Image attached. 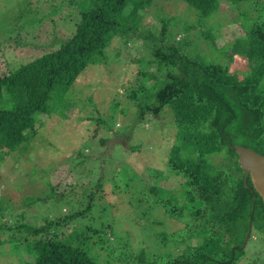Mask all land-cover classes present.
I'll return each instance as SVG.
<instances>
[{
  "label": "rangeland",
  "instance_id": "rangeland-1",
  "mask_svg": "<svg viewBox=\"0 0 264 264\" xmlns=\"http://www.w3.org/2000/svg\"><path fill=\"white\" fill-rule=\"evenodd\" d=\"M217 1V12L198 20L182 1L151 0L139 11L141 26L157 34L160 19L170 20L169 40H183L187 53L198 51L243 77L249 68L244 57L232 53L233 40L243 37L249 24L264 22V0L256 6ZM80 2L0 0V76L67 41L79 21ZM207 32L214 39L205 38ZM157 69L148 45L124 34L114 38L102 61L54 94L48 118L35 116L34 136L14 151H0V264L29 263L30 242L40 237L25 233V227L51 222L67 239L86 232L84 246L98 264H124L121 248L128 239L131 252L144 251L149 258L184 248L166 241L183 225L153 205L179 197L180 180L166 167L175 141L173 113L166 107L157 118L141 117L127 98L131 89L142 94L149 76L162 73ZM209 160L225 170L233 163L225 152ZM256 233L240 264H264V238Z\"/></svg>",
  "mask_w": 264,
  "mask_h": 264
},
{
  "label": "trees",
  "instance_id": "trees-1",
  "mask_svg": "<svg viewBox=\"0 0 264 264\" xmlns=\"http://www.w3.org/2000/svg\"><path fill=\"white\" fill-rule=\"evenodd\" d=\"M177 1L194 9L198 20L210 18L219 8L217 0ZM228 1L251 6L258 2ZM150 3L81 0L79 21L67 41L14 71L7 67L0 76V103L7 105L0 108V151H14L34 136L35 116L48 118L54 94L67 91L89 64L102 61L114 38L124 34L136 39L148 45L151 61L162 73L139 85L142 94L131 89L127 98L141 117L157 118L166 107L173 113L175 141L166 167L170 176L180 180L179 197L161 198L153 205L162 208L165 218L183 225L167 234L166 241L184 248L177 254L149 258L144 251L131 252L128 239L120 260L124 264H240L249 228L250 236L255 231L264 238L263 202L249 177L244 178L232 148L243 146L264 156V22L249 24L244 36L233 40L232 53L244 57L249 68L239 77L198 51L187 53L183 40H169L170 20L160 19L157 34L142 27L139 11ZM203 35L214 39L208 32ZM224 152L233 161L228 171L209 160ZM54 225L25 227V233L40 237L30 242L31 259L26 264H98L84 246L86 232L67 239L69 234L51 228ZM116 249H110L111 254Z\"/></svg>",
  "mask_w": 264,
  "mask_h": 264
},
{
  "label": "water",
  "instance_id": "water-1",
  "mask_svg": "<svg viewBox=\"0 0 264 264\" xmlns=\"http://www.w3.org/2000/svg\"><path fill=\"white\" fill-rule=\"evenodd\" d=\"M237 156V163L243 172L244 178L249 177L254 191L261 198L264 205V156L250 148L233 146ZM251 235L249 228L241 249H244Z\"/></svg>",
  "mask_w": 264,
  "mask_h": 264
}]
</instances>
